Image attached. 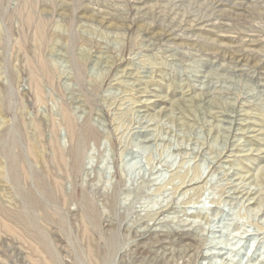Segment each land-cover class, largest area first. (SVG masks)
I'll return each mask as SVG.
<instances>
[{"label": "rangeland", "instance_id": "rangeland-1", "mask_svg": "<svg viewBox=\"0 0 264 264\" xmlns=\"http://www.w3.org/2000/svg\"><path fill=\"white\" fill-rule=\"evenodd\" d=\"M48 262L264 264V0H0V264Z\"/></svg>", "mask_w": 264, "mask_h": 264}, {"label": "bare ground", "instance_id": "bare-ground-1", "mask_svg": "<svg viewBox=\"0 0 264 264\" xmlns=\"http://www.w3.org/2000/svg\"><path fill=\"white\" fill-rule=\"evenodd\" d=\"M41 22V21H40ZM42 24H43V22H42ZM38 31H40V30H38ZM41 34V33H40ZM47 69V68H46ZM47 71V70H46ZM49 74V73H48ZM46 76V75H45ZM65 122V125H66V127H67V131L69 132L68 134L70 135V140H71V146H70V148H69V151H68V156H69V160H70V162H72V169H74V171H75V160L76 161H78V146H76L75 147V123L73 122V120L71 119V117L69 116V115H66L65 116V118H64V120H62V122ZM86 130H87V128H86ZM86 132V131H85ZM93 132V131H92ZM88 134L91 136V132H89L88 131ZM93 134H94V132H93ZM85 135V134H84ZM95 136V135H94ZM84 137V136H83ZM86 137H88V135H86ZM92 138V137H91ZM55 145V144H54ZM56 150H57V148H56ZM58 151V150H57ZM80 152V151H79ZM59 153V152H58ZM61 153V152H60ZM62 155V154H61ZM59 156V155H58ZM61 157V156H60ZM62 157H63V155H62ZM61 157V159L63 160V158ZM18 158V157H17ZM16 159V158H15ZM60 159V158H59ZM58 159V160H59ZM21 161H23V160H21ZM60 162H61V160H60ZM60 162H58V163H60ZM66 162V161H65ZM23 162H21L20 164H22ZM62 164V163H61ZM66 164H64V166H65ZM21 167L23 168V166L21 165ZM21 167H19V168H21ZM24 169V168H23ZM62 169H63V167H62ZM66 170V169H65ZM73 170H72V172H74ZM71 172V171H70ZM76 172V171H75ZM22 173V172H21ZM26 175V174H25ZM75 177V176H74ZM23 179V178H22ZM25 180V179H24ZM58 183V182H57ZM18 185H19V183H18ZM58 186V185H57ZM57 191H59V190H57ZM29 197H32V196H29ZM32 199V198H31ZM87 199V198H86ZM38 204V203H37ZM36 206H38V205H36ZM88 211V210H87ZM86 211V212H87ZM7 212V211H6ZM17 212V211H16ZM4 214H6V213H4ZM15 214H17V215H19L18 213H15ZM14 216V215H13ZM5 217H7V216H5ZM25 218V217H24ZM12 220H16L15 218L13 219V218H11ZM18 219H20V218H18ZM84 220V219H83ZM91 220V219H90ZM20 221V220H19ZM97 221V220H96ZM13 222V221H12ZM15 222V221H14ZM6 225H8V227L10 228L11 227V225L9 226V224H6ZM83 226H86L85 224L83 225ZM89 226V225H88ZM3 228V227H2ZM5 228V227H4ZM14 228V227H13ZM13 228H10L11 230H13V231H15V228L13 229ZM84 228V227H83ZM6 229H8V228H6ZM10 229H8L9 231H10ZM17 230V229H16ZM9 231H8V234H9ZM85 231V230H84ZM16 232H19L18 230L16 231ZM24 232L26 233L27 231L26 230H24ZM83 232V231H82ZM85 233H86V231H85ZM88 233V232H87ZM11 235H12V233H10ZM13 235H14V233H13ZM16 235V234H15ZM21 235V234H20ZM89 235V234H88ZM87 236V235H86ZM28 237V236H27ZM31 245V244H30ZM43 248H45L46 249V247H45V245L44 246H42ZM34 248H36V247H34ZM36 250V249H35ZM37 252H38V250H36ZM91 254V253H90ZM89 254V255H90ZM90 257H92L91 255H90ZM44 259V258H43ZM46 260H44V262H45ZM43 262V261H42ZM45 263H47V262H45ZM37 264V263H36ZM48 264H49V262H48Z\"/></svg>", "mask_w": 264, "mask_h": 264}]
</instances>
